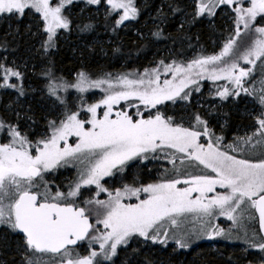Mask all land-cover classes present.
Masks as SVG:
<instances>
[{
    "label": "snow or ice",
    "instance_id": "1",
    "mask_svg": "<svg viewBox=\"0 0 264 264\" xmlns=\"http://www.w3.org/2000/svg\"><path fill=\"white\" fill-rule=\"evenodd\" d=\"M0 25V264H264V0H0Z\"/></svg>",
    "mask_w": 264,
    "mask_h": 264
},
{
    "label": "trees",
    "instance_id": "2",
    "mask_svg": "<svg viewBox=\"0 0 264 264\" xmlns=\"http://www.w3.org/2000/svg\"><path fill=\"white\" fill-rule=\"evenodd\" d=\"M161 2V0H154V3L159 4ZM147 17H142V23L144 20H146ZM31 21L26 19L24 21V23H30ZM218 26L222 25L221 21L217 22ZM6 28V25H1L0 26V37L3 36L4 34V30ZM169 32H171L173 34V36L175 37V39L177 40V48L181 47V39H182V35L178 32L175 31L174 28L170 27L168 29ZM192 33H197L201 35V42L204 44L205 48L208 49V52L211 53L214 49L213 46L209 43L208 41V29L205 25H195L193 26V28L191 29L189 34ZM122 38L125 41V51L129 50V47L131 46L133 40H134V35L133 33L130 31L127 36H125L123 33L121 34ZM94 37L89 36L87 37L88 40L93 39ZM101 39L107 40L109 39V37H107L106 35H102L100 37ZM216 37H213V39H215ZM73 40L76 39L75 36L72 37ZM166 45H170V42H160L156 45H154V48H160L163 49L166 47ZM107 47V46H106ZM184 47L186 48V45H184ZM218 50V49H217ZM191 53L190 50H187V54ZM152 55V50H149V52L147 53V59H150ZM145 57H141L139 59L138 62H136L135 64L129 62L128 67L132 68V67H140L141 65L145 64L146 61ZM99 62L100 64H106V61H104L99 55H97L93 61H92V66L95 67L96 63ZM121 63L120 61H115L113 62V64L109 67H106L105 70H116V69H120L121 68ZM78 65L75 61H73L69 55L66 54H61L60 57H57V63H56V72L58 74H62L65 77H72V74L76 71ZM4 101H0V103H3ZM247 125L249 122L244 120L241 121V118L237 115L236 117H234V124L239 126L241 124ZM235 132V128H230L228 129V131L225 133V135L227 137L232 136L231 134H233ZM212 242H208V243H202L199 247H195L191 250H188L187 252H181L180 254H173L172 253V249L171 247L167 248V249H162L158 246H153L151 248L148 249V251H145V256L147 257V259L152 260L153 262H155V264H204V262L206 260H213L214 264H225V261L223 259H221L216 251H214L212 248H210V244ZM219 250L223 253V256H228L229 254H235L234 258L239 257L240 254V249L239 247H232L230 245H226V244H221L219 243L218 245Z\"/></svg>",
    "mask_w": 264,
    "mask_h": 264
},
{
    "label": "rangeland",
    "instance_id": "3",
    "mask_svg": "<svg viewBox=\"0 0 264 264\" xmlns=\"http://www.w3.org/2000/svg\"><path fill=\"white\" fill-rule=\"evenodd\" d=\"M1 26V25H0ZM192 53H189L188 55H191ZM58 74V73H57ZM66 78H68V79H71V77L69 78V77H66ZM99 95V92L97 91V96ZM232 135V134H231ZM229 139H231V136L229 137ZM74 173H72V172H64V174H63V176H61V179H64L65 177H69V176H72ZM59 182V181H58ZM65 183H67V180H65ZM103 198V197H102ZM221 223L222 224H226L227 222L226 221H221ZM222 243H224V244H229L228 242H224V241H221ZM220 242V243H221ZM202 243H208V241H204V242H202ZM201 243V244H202ZM200 244V245H201ZM218 245L219 244H214V243H211L210 244V248H212L214 251H215V249H219L218 248ZM230 246H232V247H239V246H234V245H231L230 244ZM153 247V246H152ZM159 247V246H158ZM151 248V247H150ZM195 248V247H194ZM149 249V248H148ZM148 249H146L145 251H148ZM240 249V248H239Z\"/></svg>",
    "mask_w": 264,
    "mask_h": 264
},
{
    "label": "crops",
    "instance_id": "4",
    "mask_svg": "<svg viewBox=\"0 0 264 264\" xmlns=\"http://www.w3.org/2000/svg\"><path fill=\"white\" fill-rule=\"evenodd\" d=\"M227 137V136H226ZM229 139V137H227ZM221 244L223 245L224 243L221 242ZM226 245H230V244H226Z\"/></svg>",
    "mask_w": 264,
    "mask_h": 264
}]
</instances>
